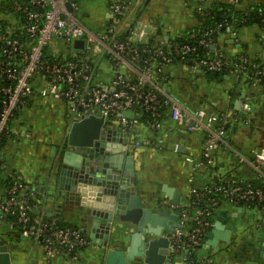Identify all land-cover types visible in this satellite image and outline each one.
Returning <instances> with one entry per match:
<instances>
[{
  "label": "built area",
  "instance_id": "2783aa9c",
  "mask_svg": "<svg viewBox=\"0 0 264 264\" xmlns=\"http://www.w3.org/2000/svg\"><path fill=\"white\" fill-rule=\"evenodd\" d=\"M144 2L109 0L107 21L103 20L100 29L94 31L78 17L77 0H0V148L4 137L12 132L11 123L17 112L38 93L65 101L74 121L90 115L103 116L105 131L116 129L126 137L128 153L134 148L131 137L140 124V111L151 114L148 127L154 131L160 128L166 109L171 119L182 123L188 131L205 133L201 162L192 157L186 160L194 166L215 163V152L226 143L227 128L237 119L223 112L190 109L163 86L164 67L178 60L188 62L191 72L200 68L212 73L237 72L248 84L260 85L264 91V62L252 63L245 55L227 57L216 47L213 29L199 38L192 33V40L174 42L168 47L149 42L137 44L130 37L122 39L129 19ZM259 15L264 22V13ZM60 39L73 46L66 51L51 49L50 45H56ZM78 39L84 40L82 49L74 47ZM261 43L264 46V30ZM199 46L208 50L200 51ZM260 58L264 61V54ZM100 59L109 61L115 71L107 81L97 76ZM242 106L245 110L250 108L248 102ZM125 111H132V117L124 116ZM244 120L250 125V120ZM154 141L147 139L146 143ZM158 142L162 144L163 139L158 138ZM248 164L264 177V151L256 153ZM189 183L184 203L178 206L181 228L170 234L169 251H187L184 263L203 264L195 255L214 225L213 210L221 199L264 206V188L220 176L202 188L196 186L195 175L190 176ZM35 205L31 182L10 173L5 195L0 198V216L13 217L21 235L40 241L48 257L70 255L72 261H77L79 249L92 243L90 237L83 229L64 225L56 217L38 215Z\"/></svg>",
  "mask_w": 264,
  "mask_h": 264
},
{
  "label": "crops",
  "instance_id": "0c3cea01",
  "mask_svg": "<svg viewBox=\"0 0 264 264\" xmlns=\"http://www.w3.org/2000/svg\"><path fill=\"white\" fill-rule=\"evenodd\" d=\"M213 2L233 3L232 0H150L139 18L138 12L131 16L129 25L124 30L129 33L135 20L150 22L154 29L148 42L168 47L189 31L198 29L201 21L197 12L205 10ZM257 4L264 6V0H252L245 7L235 3V7L244 10ZM108 11L109 0L104 9V23L109 16ZM261 34V26L256 23L238 28L227 23L218 32L215 43L231 59L240 55L254 59L264 54ZM98 65L99 79L107 81L114 76L115 71L109 61L100 59ZM163 73V86L173 96L186 102L190 109H203L208 113L223 112L237 120L228 127L226 143L217 148L215 163L211 166H194L186 160V157H192L196 162H201L205 133L188 131L182 123L171 119L168 110H165L161 126L157 130L137 125L131 137L134 146L131 152L135 157L137 179L143 196H163L162 185L167 183L181 191L185 199L191 175H195V184L200 188L217 176L250 183L257 181L259 175L248 164V160L264 151L262 87L246 84L242 74L237 72L217 74L201 68L191 72L188 64L183 62L165 66ZM244 102H248V110L243 109ZM69 116L65 101L42 97L38 93L17 112L11 123V135L0 148V198L5 195L8 175L12 172L20 174L34 187V211L38 215L60 218L67 225L89 231L87 211L76 202H67L64 195L59 196L55 184L57 180L51 175L53 171L50 168L49 153L68 129ZM244 118L251 121L250 125L245 123ZM158 138L163 139L162 144H159ZM147 139L155 141L147 144ZM164 204L171 205V201L166 200ZM218 207L227 212L231 223L238 224V233L226 245L230 249L228 252L220 249L224 246V242H220L216 262L211 264H234L237 261L234 257L236 252L240 253L242 259L258 258L257 242L264 232V206L221 199ZM48 209H52L53 213ZM2 216L4 214L0 219ZM218 219L219 215L214 213V223ZM120 226L122 225L113 226L111 240L119 236ZM0 233L11 248V264H104L105 249L93 242L80 250L77 261L65 258L62 254L48 257L40 241L21 235L18 223L11 216L2 221ZM87 235L89 236L88 232ZM183 256H177L176 264L184 263ZM212 258L209 254L208 257H202L201 261L206 264Z\"/></svg>",
  "mask_w": 264,
  "mask_h": 264
},
{
  "label": "water",
  "instance_id": "95a60500",
  "mask_svg": "<svg viewBox=\"0 0 264 264\" xmlns=\"http://www.w3.org/2000/svg\"><path fill=\"white\" fill-rule=\"evenodd\" d=\"M149 2L145 0L138 9L137 18ZM132 27V42H148L154 29L145 21H137ZM74 47L82 49L84 40H76ZM123 115L132 117L133 113L125 111ZM68 124V129L59 137L58 148L56 145L51 148V175L57 180V194L87 211L90 228L85 232L93 243L104 247V264H176L177 256L187 253L169 251L170 234L181 228L178 206L184 203L182 192L165 183L163 196H143L134 154L128 153L124 145L126 137L116 129L105 131L103 116L90 115L79 121L69 116ZM166 200L171 205H165ZM48 210L53 213L52 209ZM213 212L219 219L206 233L204 244L195 255V259H202L211 254L213 258L206 264L216 262L220 242H224L220 249L228 252L226 245L238 233V224L231 223L227 212L220 207ZM3 220H7L6 215L1 217L0 226ZM115 224L122 226L119 236L111 240ZM257 244L258 258L242 259L236 252L234 264H264V232ZM0 264H11V248L2 233Z\"/></svg>",
  "mask_w": 264,
  "mask_h": 264
},
{
  "label": "trees",
  "instance_id": "16d2710c",
  "mask_svg": "<svg viewBox=\"0 0 264 264\" xmlns=\"http://www.w3.org/2000/svg\"><path fill=\"white\" fill-rule=\"evenodd\" d=\"M260 13H264V6L263 5L257 4V5H254L252 7H249L247 9L243 10V9H237L235 7V3L224 4V3H214L213 2L211 4V6H209L205 10H201V11L197 12L198 17L201 21L200 27L196 30L194 29L192 31H189L187 34H185L181 39L177 40L176 42L192 40L190 38V35L192 33H196L198 38H199V37H201V34L203 32H205L206 30H209V29H213L212 37H213L214 41H216L218 32L221 30V28L224 25H227V23L232 24L235 28L256 23V24H259L261 26V29L263 31L264 30V22L262 21L261 16L259 15ZM217 27H219L218 30H217ZM120 37L122 39L126 40L130 37V32L127 33V30H126L121 34ZM149 44H152V42L151 43L149 42ZM199 49H200V51L208 50V49H204L200 46H199ZM250 60L252 63L264 62L263 59L260 58V56L254 58V59L250 58ZM175 62H181V61L176 60L173 63H175ZM183 63L188 64V62H183ZM217 74H223V73H217ZM243 78H244V76H243ZM245 83L248 84V81H245ZM165 110L166 109H164V111ZM151 118H152V116L148 111H145V110L140 111L139 117H138L140 124L148 126V123L150 122ZM163 118H164V115L161 118V121L163 120ZM9 135H11V134H9ZM9 135L4 137L3 143ZM214 180H215V178L211 179L208 183H210ZM7 181H8V179H7ZM252 184L257 186V187L264 188V177L259 176V179L257 181L252 182ZM59 220L61 221L62 224L67 225V224L63 223V221L60 218H59ZM69 226H71V225H69ZM82 249L83 248L79 249V252ZM64 256H65V258H68V259H70V257H71L70 255H64Z\"/></svg>",
  "mask_w": 264,
  "mask_h": 264
},
{
  "label": "rangeland",
  "instance_id": "374dc122",
  "mask_svg": "<svg viewBox=\"0 0 264 264\" xmlns=\"http://www.w3.org/2000/svg\"><path fill=\"white\" fill-rule=\"evenodd\" d=\"M107 1L108 0H77L78 17L89 29L98 31L102 26L105 14L104 9ZM251 1L252 0H243L237 4L245 7L246 4ZM71 46H73V44H71ZM71 46L64 39H60L56 45L51 44L50 48L53 49L56 47L60 51H66Z\"/></svg>",
  "mask_w": 264,
  "mask_h": 264
},
{
  "label": "flooded vegetation",
  "instance_id": "af4514ba",
  "mask_svg": "<svg viewBox=\"0 0 264 264\" xmlns=\"http://www.w3.org/2000/svg\"><path fill=\"white\" fill-rule=\"evenodd\" d=\"M57 146V148H58V144L56 145ZM57 148H56V150H57ZM51 153H49V155H50ZM56 154V153H55ZM179 210V209H178ZM180 211V210H179Z\"/></svg>",
  "mask_w": 264,
  "mask_h": 264
}]
</instances>
